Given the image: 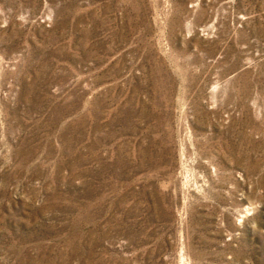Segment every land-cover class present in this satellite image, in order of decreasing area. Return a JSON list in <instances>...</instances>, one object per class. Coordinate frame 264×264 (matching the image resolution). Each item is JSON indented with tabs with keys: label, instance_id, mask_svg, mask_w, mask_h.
Returning <instances> with one entry per match:
<instances>
[{
	"label": "rangeland",
	"instance_id": "rangeland-1",
	"mask_svg": "<svg viewBox=\"0 0 264 264\" xmlns=\"http://www.w3.org/2000/svg\"><path fill=\"white\" fill-rule=\"evenodd\" d=\"M0 264H264V0H0Z\"/></svg>",
	"mask_w": 264,
	"mask_h": 264
}]
</instances>
